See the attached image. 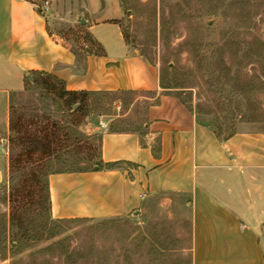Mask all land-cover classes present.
Instances as JSON below:
<instances>
[{
	"label": "crops",
	"instance_id": "crops-1",
	"mask_svg": "<svg viewBox=\"0 0 264 264\" xmlns=\"http://www.w3.org/2000/svg\"><path fill=\"white\" fill-rule=\"evenodd\" d=\"M77 2L78 23L94 43L81 44L90 53L51 33L35 4L0 0V177L12 102L31 72L53 76L69 92L153 94L130 106L152 102L143 129L102 131V169L49 176L53 219L128 218L159 201L189 221L190 264H264V133L221 141L166 93L159 69L127 43L120 0ZM113 121L101 122L109 128Z\"/></svg>",
	"mask_w": 264,
	"mask_h": 264
},
{
	"label": "rangeland",
	"instance_id": "rangeland-1",
	"mask_svg": "<svg viewBox=\"0 0 264 264\" xmlns=\"http://www.w3.org/2000/svg\"><path fill=\"white\" fill-rule=\"evenodd\" d=\"M120 4L125 40L159 69L166 93L223 137L264 133V0ZM77 7V0H55L43 15L51 33L79 51L78 42L88 43ZM153 96L93 95L80 118L27 81L12 109L32 130L58 128L60 150L46 161L50 176L90 169L100 158L102 131L143 129L152 102L143 99L130 106L139 97ZM111 120L113 127L100 124ZM19 152L9 147L8 165L1 168L0 264H190V225L183 214L156 201L150 210L128 218L55 220L45 192L39 189L35 198L23 189L28 169L11 173Z\"/></svg>",
	"mask_w": 264,
	"mask_h": 264
},
{
	"label": "trees",
	"instance_id": "trees-1",
	"mask_svg": "<svg viewBox=\"0 0 264 264\" xmlns=\"http://www.w3.org/2000/svg\"><path fill=\"white\" fill-rule=\"evenodd\" d=\"M26 1H29L40 8L45 0ZM39 12L41 13L40 10ZM80 30L85 35L86 42L88 44H94L90 34L85 31V28L80 27ZM78 43L79 49L85 51L86 46L82 45L80 42ZM99 51L101 52V48H99ZM85 52L90 53V50ZM29 76L30 77H27L28 82L41 87L45 92L62 101L70 111H73V114L79 116L80 118L85 117L89 105V98L91 96L115 95L112 93L69 92L66 90L63 82L49 74L31 72ZM215 133L223 142L232 136L229 135L223 137L221 133L216 130ZM59 140L60 134L57 127H53L52 129L44 128L42 130H32L30 125L26 124L23 115L19 114L14 109L11 110L10 134L8 142L11 149H19L20 152L17 159L12 160L10 171L14 174L17 169H23L24 167L26 170L28 169L24 179L21 181L23 189L28 191L29 196H33L35 198L37 197L39 189L45 192V198L49 203V208L50 189L49 175L46 174V161L58 154L60 150ZM91 162H93V159H91ZM106 166L112 168L115 167L116 164H109ZM95 167L99 168V170L104 167V164L101 161V154L99 161L93 163L90 166V169L80 170L78 172L93 171ZM13 193L15 194V191H13Z\"/></svg>",
	"mask_w": 264,
	"mask_h": 264
},
{
	"label": "built area",
	"instance_id": "built-area-1",
	"mask_svg": "<svg viewBox=\"0 0 264 264\" xmlns=\"http://www.w3.org/2000/svg\"><path fill=\"white\" fill-rule=\"evenodd\" d=\"M49 1L48 0H45L42 4V9L41 10V13L43 14L44 11L48 10L49 9ZM101 126L106 128V125L103 123V122H100ZM263 229H264V224H263Z\"/></svg>",
	"mask_w": 264,
	"mask_h": 264
},
{
	"label": "water",
	"instance_id": "water-1",
	"mask_svg": "<svg viewBox=\"0 0 264 264\" xmlns=\"http://www.w3.org/2000/svg\"><path fill=\"white\" fill-rule=\"evenodd\" d=\"M85 23H86L85 20H82V21H81V24H82V25H85ZM97 169H98V168L95 167V170H97Z\"/></svg>",
	"mask_w": 264,
	"mask_h": 264
}]
</instances>
